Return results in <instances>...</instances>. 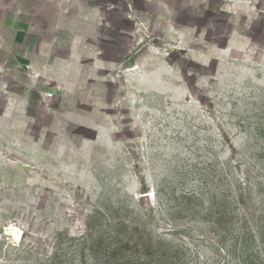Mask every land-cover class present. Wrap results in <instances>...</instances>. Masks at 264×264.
<instances>
[{
  "label": "rangeland",
  "instance_id": "rangeland-1",
  "mask_svg": "<svg viewBox=\"0 0 264 264\" xmlns=\"http://www.w3.org/2000/svg\"><path fill=\"white\" fill-rule=\"evenodd\" d=\"M113 1L98 95L0 131V264H98L99 210L189 264H264L205 215L228 182L264 199V0Z\"/></svg>",
  "mask_w": 264,
  "mask_h": 264
},
{
  "label": "crops",
  "instance_id": "crops-1",
  "mask_svg": "<svg viewBox=\"0 0 264 264\" xmlns=\"http://www.w3.org/2000/svg\"><path fill=\"white\" fill-rule=\"evenodd\" d=\"M113 4L0 0V131L61 113L71 92L98 95L97 83L117 63L105 50L113 40L107 32L113 27Z\"/></svg>",
  "mask_w": 264,
  "mask_h": 264
},
{
  "label": "trees",
  "instance_id": "trees-1",
  "mask_svg": "<svg viewBox=\"0 0 264 264\" xmlns=\"http://www.w3.org/2000/svg\"><path fill=\"white\" fill-rule=\"evenodd\" d=\"M225 186L221 204L210 207L205 213L206 216H217V220L211 223L213 229L218 234L235 233L239 222V227H243L240 234H243L244 240L264 238V199L256 204V200L253 201L255 194L249 197L243 192L241 183L236 185L240 192L237 197L231 195L235 186L229 182ZM183 195L196 197L193 192ZM242 205H246L245 211L239 216L238 209ZM97 212L98 220L92 226L95 230L90 235L94 237L91 241L94 247L103 251V258L98 264H189L182 256L183 247L169 246L162 239L153 242L147 236L138 239L139 225L123 220L104 221L105 212Z\"/></svg>",
  "mask_w": 264,
  "mask_h": 264
},
{
  "label": "built area",
  "instance_id": "built-area-1",
  "mask_svg": "<svg viewBox=\"0 0 264 264\" xmlns=\"http://www.w3.org/2000/svg\"><path fill=\"white\" fill-rule=\"evenodd\" d=\"M47 95H48L49 97H51L53 94H52V93H47Z\"/></svg>",
  "mask_w": 264,
  "mask_h": 264
}]
</instances>
